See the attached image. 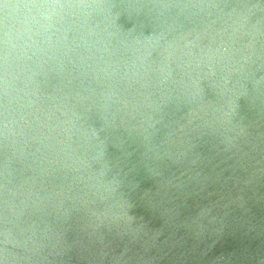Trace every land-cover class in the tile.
I'll list each match as a JSON object with an SVG mask.
<instances>
[{
  "label": "clouds",
  "instance_id": "1",
  "mask_svg": "<svg viewBox=\"0 0 264 264\" xmlns=\"http://www.w3.org/2000/svg\"><path fill=\"white\" fill-rule=\"evenodd\" d=\"M0 264H264V0H0Z\"/></svg>",
  "mask_w": 264,
  "mask_h": 264
}]
</instances>
